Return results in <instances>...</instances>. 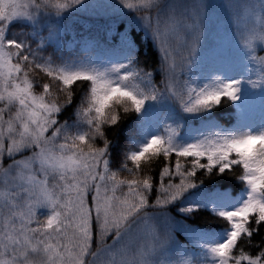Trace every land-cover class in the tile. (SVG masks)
I'll return each mask as SVG.
<instances>
[{"label": "snow or ice", "instance_id": "1", "mask_svg": "<svg viewBox=\"0 0 264 264\" xmlns=\"http://www.w3.org/2000/svg\"><path fill=\"white\" fill-rule=\"evenodd\" d=\"M0 264H264V0H0Z\"/></svg>", "mask_w": 264, "mask_h": 264}, {"label": "trees", "instance_id": "2", "mask_svg": "<svg viewBox=\"0 0 264 264\" xmlns=\"http://www.w3.org/2000/svg\"><path fill=\"white\" fill-rule=\"evenodd\" d=\"M39 77H37V79H38ZM65 115H67V113H65Z\"/></svg>", "mask_w": 264, "mask_h": 264}]
</instances>
